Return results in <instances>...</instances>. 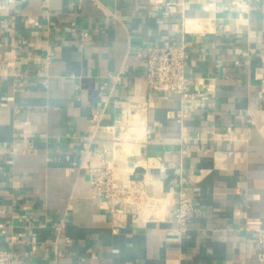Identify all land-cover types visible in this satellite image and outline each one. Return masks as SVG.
Here are the masks:
<instances>
[{"label": "crops", "instance_id": "0c3cea01", "mask_svg": "<svg viewBox=\"0 0 264 264\" xmlns=\"http://www.w3.org/2000/svg\"><path fill=\"white\" fill-rule=\"evenodd\" d=\"M182 22L195 97L179 117L154 92L139 119L147 48L179 43ZM112 160L171 193L163 218L91 197L90 168ZM178 194L198 208L185 231ZM246 220L264 224V0H0V248L26 264H256Z\"/></svg>", "mask_w": 264, "mask_h": 264}, {"label": "built area", "instance_id": "2783aa9c", "mask_svg": "<svg viewBox=\"0 0 264 264\" xmlns=\"http://www.w3.org/2000/svg\"><path fill=\"white\" fill-rule=\"evenodd\" d=\"M240 6L241 0H235ZM184 22L181 24L182 37L179 43H170L163 47L147 48L145 84L148 95L140 105L132 108V111L140 119L141 110H146L152 105V93L169 92L178 97L179 108L178 116L182 117L185 104L194 98V91L189 86L192 78L185 74L186 63L191 59L190 43L185 38ZM210 92V90H208ZM110 129V126H109ZM129 131H144L142 123H137L128 127ZM131 129V130H130ZM135 134V133H134ZM129 137V136H128ZM138 139L139 135H135ZM126 148L121 145H115L113 152L123 154ZM149 167L153 166L152 161ZM133 169L126 170L123 176L116 173L115 160L107 161L103 165L90 168V193L92 198L110 199L114 201V209H124L133 206L136 212H139L145 220H159L164 217L165 210L170 203L172 195L170 192L162 194L159 190H148L149 186L154 185V180L149 178L146 173L142 177L132 175ZM161 199L166 203L162 210ZM198 210L192 198L178 194L177 204L174 209V218L180 231L187 229L188 219ZM62 225V224H61ZM59 228V227H58ZM245 230H251L257 242V262L264 264V224L260 220H246L241 227ZM0 232H5V228L0 224ZM35 246H31L34 250ZM60 253L56 252V258L53 264H59ZM0 264H26L20 259L12 248H0Z\"/></svg>", "mask_w": 264, "mask_h": 264}, {"label": "bare ground", "instance_id": "6f19581e", "mask_svg": "<svg viewBox=\"0 0 264 264\" xmlns=\"http://www.w3.org/2000/svg\"><path fill=\"white\" fill-rule=\"evenodd\" d=\"M146 160V159H145ZM148 161V160H147ZM139 161L137 164H140V165H143V166H149L151 163L148 161ZM161 206H162V210L164 209V206H165V203H166V200L165 199H161Z\"/></svg>", "mask_w": 264, "mask_h": 264}]
</instances>
